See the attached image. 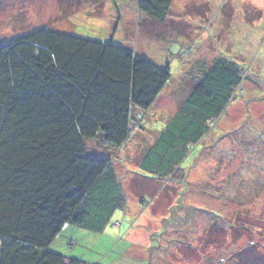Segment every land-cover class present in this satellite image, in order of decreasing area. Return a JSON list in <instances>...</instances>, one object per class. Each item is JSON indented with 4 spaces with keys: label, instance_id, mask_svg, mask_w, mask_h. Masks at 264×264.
Instances as JSON below:
<instances>
[{
    "label": "rangeland",
    "instance_id": "rangeland-1",
    "mask_svg": "<svg viewBox=\"0 0 264 264\" xmlns=\"http://www.w3.org/2000/svg\"><path fill=\"white\" fill-rule=\"evenodd\" d=\"M41 26L111 40L170 71L122 146L87 142L111 158L124 207L100 231L66 224L49 250L93 264H264V0H174L163 21L136 0H0V45ZM216 58L242 79L203 148L179 177L142 173V155Z\"/></svg>",
    "mask_w": 264,
    "mask_h": 264
},
{
    "label": "trees",
    "instance_id": "trees-1",
    "mask_svg": "<svg viewBox=\"0 0 264 264\" xmlns=\"http://www.w3.org/2000/svg\"><path fill=\"white\" fill-rule=\"evenodd\" d=\"M174 0H136L163 21ZM170 78L131 48L41 26L0 45V264H93L49 250L66 224L100 231L124 207L112 160ZM242 79L216 58L139 161L169 180L202 146ZM236 226V225H235ZM237 228V227H236Z\"/></svg>",
    "mask_w": 264,
    "mask_h": 264
}]
</instances>
